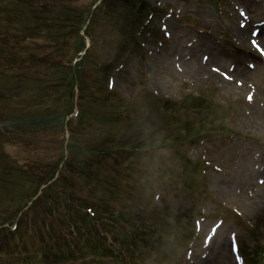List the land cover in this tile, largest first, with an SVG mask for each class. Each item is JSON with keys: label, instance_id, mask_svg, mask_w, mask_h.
<instances>
[{"label": "rangeland", "instance_id": "rangeland-1", "mask_svg": "<svg viewBox=\"0 0 264 264\" xmlns=\"http://www.w3.org/2000/svg\"><path fill=\"white\" fill-rule=\"evenodd\" d=\"M90 1L74 0L77 3L76 8L80 10H87L90 7L87 3ZM110 1V19L107 25L102 23L103 20L98 14L95 16V23L92 20L91 27L95 37V49H92L93 56L86 61L87 73L81 76L84 80L83 84L88 90L87 94L102 99L104 103L94 106L92 102L84 101L82 118L77 129L74 130L71 142L77 147H82L87 144L99 146L105 143V139L116 140L117 143L115 145H107L105 147L110 163L116 169V171L112 170L109 178L112 189L115 188L116 191V198H109L110 205H112L115 213L117 211L124 212L126 206H143L147 211H142V214L157 224H170L177 215L181 214L183 223L188 225L189 223L185 216L196 204V195L204 194L203 179H200L196 174H192L193 171L186 170L184 165L182 167L181 160H178L174 153L170 151L167 154L158 153L159 159L156 157L151 158L156 154L155 152L150 155L148 153L124 152L134 142V139L124 138V136L130 135L131 126L138 121L142 125H149L152 119V131L145 133V135L150 136L158 132L164 126L165 121L160 120L164 112L156 109L166 100L165 96L172 98L171 101L175 103L187 100L189 107L196 101L192 97L196 92L201 95L203 93V97L208 102H212L217 106H220L219 103H222L224 97L241 101V90L234 85L228 86L218 75L211 72L210 67L214 66L225 72L229 65H234L235 59L224 52L226 40L221 42L220 36L248 41L253 27L248 26L245 30L239 29L240 19L236 8L242 6L247 13L251 14L247 7L252 6L254 10V13L251 14L253 25L264 20V0L260 2L255 0H204L200 3H191L184 9L183 17L180 18V20L182 19L181 22L178 23L175 20L168 24L172 41L168 42L162 38V47H157L155 44L149 46L146 57L136 43V23L132 24L135 14L129 9L113 8L115 6L113 5L114 0ZM130 1L133 4L135 2V0ZM164 1L169 3L171 0ZM173 2L175 1L171 3ZM84 4L87 5L85 6ZM93 4L91 5V10L96 6V4ZM179 6L180 2H175L173 7L177 8ZM86 21L87 17H84L81 23L85 24ZM243 31H246L247 34L240 35V32ZM20 37V35H17L14 39H19ZM74 38L76 40V34ZM73 47L75 48V44ZM158 48L160 49L158 50ZM75 49L79 50V46ZM185 56L187 60H189V57L191 58V61L188 62L191 66L190 69L181 68V60ZM203 56L208 57L206 62L202 61ZM8 57L7 55L6 58ZM66 58L71 60V53L68 52ZM244 59L247 60L248 57L244 56ZM237 65L244 67V64L240 61H237ZM177 66L182 71H179ZM112 69L115 71V87L110 94L105 95L103 93L105 92V83L103 84L102 80L106 79ZM198 74L199 76H197ZM248 78L256 84L262 85L264 83V73L259 68ZM148 87H150V90ZM153 93L161 94V96L157 99ZM46 104L44 102V105ZM36 105L33 106L35 113L27 111L26 114L36 116L38 114ZM124 106L126 113L122 110ZM142 107L152 110V119L143 118ZM26 108H31V105H26ZM139 109L141 116L137 115L140 112ZM120 111L124 114L126 120L115 124L107 122L108 119L116 116L114 113ZM62 112L63 110L61 109L58 111L57 118L53 120V128L61 125V117L65 116ZM172 112L169 115L178 117L179 123L186 129H188L189 123L196 120L179 107L173 106ZM231 114L232 112H228L224 106V108L219 110L215 118L223 117L224 122L228 124ZM234 114L236 122L234 125L235 132L241 135L242 138H240L241 140H236L233 147L227 146L224 148L220 160H230L232 165L226 164V177L212 174L207 181L214 190L213 195L218 201L226 203L228 206L245 214L249 213L255 218L256 230L252 231L247 228L234 216L226 217V210L217 207V212L226 217V222L218 230L216 238L212 241L207 259L202 260L205 264H234L229 251V235L230 233H235L236 230L241 240L247 234L250 236L252 232H256L257 236L255 235V239H259L261 243L259 246L264 245V204H256L254 201L250 202L251 199L248 197V191H250V187H254L255 180L259 174L256 168L264 166V158L262 161L257 159V150L243 140L244 136L258 139L257 137L261 136L262 133L252 131L247 126L241 109L236 110ZM32 120L39 119L36 117ZM25 121L30 120L22 118L20 123ZM35 123L27 122V127L16 128L13 135H9L3 130L0 135L8 137L5 143L14 144V147L11 148V154L17 159L15 163L18 165L29 163V165L34 167L47 165L49 168H46L45 171H49L50 165L59 159V146L62 142L58 141L60 139L58 135L61 134V130L57 132L58 135L56 133H44L42 135L43 142H36L33 134L36 131ZM126 125L127 129L125 128ZM42 127L45 126L43 125ZM165 132L170 133V129ZM0 141L3 143V140ZM73 152L76 156V168L67 175L66 179H61L58 183L64 190H71L72 199L78 201L81 197H87L86 191L90 186L89 180L83 173L86 171V174H91L92 170L83 164L81 160L93 162H96V160L88 158L84 153H82L84 156H80L78 150H73ZM185 153L184 148L182 157ZM7 157H10L9 153ZM128 159H133V163L129 164L127 162ZM161 159L163 165H158ZM197 161H199V157ZM190 167L189 165V170ZM47 171L42 172L43 174L41 175L46 180L49 179ZM94 177H96L97 182L101 180V175H94ZM162 180L169 181L167 182L168 195L174 196L157 206L152 201V191ZM32 184L27 183L26 187L30 189L33 187ZM92 187H97V185H92ZM18 188H20V185ZM23 190L26 191V188ZM98 192L101 193V191ZM97 196L103 199L105 194L102 193ZM45 200L47 201L48 199ZM172 200L176 202V207L171 205ZM103 201L101 200L102 205ZM215 204L206 203L201 209L208 215V219L202 223L204 230L214 224L212 214L213 210L216 209ZM103 207L109 210L105 204ZM19 209L21 207L17 210L13 207L10 210V219H14L17 216ZM6 211L7 208L1 204L0 222L6 221L4 223L5 226L2 227L8 228L9 219L8 213H5ZM260 213H262L261 216ZM131 214L134 215L133 212ZM195 214L197 213L195 212ZM37 215L38 212L36 211L28 214L22 224H27V221L33 220V217H35L34 225L37 224ZM66 221H69V217ZM259 222L261 223L260 226H258ZM63 228L54 225L52 231L60 237ZM167 228L169 229V227ZM22 230L24 232L10 235L6 239L4 235H0V264H39L56 260H72L71 256L78 255L76 250L63 245L54 233L48 236L50 238L48 241L45 240L42 236L45 233V228L42 229L41 235L38 234L39 228L35 229L34 227L32 230H28L27 227L22 226ZM83 238L93 240L85 234L81 236V240ZM247 243L252 245L249 240ZM219 245L222 246L220 253L216 249ZM162 250L168 253L170 247L165 244L162 246ZM200 250L204 251L203 249ZM80 251L86 252L85 250ZM215 252L218 255L215 256ZM57 256H62L63 258L60 259ZM77 258L83 260L85 256H77ZM146 264H149V261Z\"/></svg>", "mask_w": 264, "mask_h": 264}, {"label": "snow or ice", "instance_id": "snow-or-ice-1", "mask_svg": "<svg viewBox=\"0 0 264 264\" xmlns=\"http://www.w3.org/2000/svg\"><path fill=\"white\" fill-rule=\"evenodd\" d=\"M241 27H243V25H241ZM258 36V33H256V32H253L252 33V37H253V39L251 40V43H252V46L254 47V48H256L258 51H260L261 52V54H264V49H262L261 48V43L257 40V39H255V37H257ZM214 72L215 71H219V69H217V68H213L212 69ZM232 78L229 76V75H225L224 76V80H231ZM236 87H241V84H240V82H237L236 83ZM248 101L249 102H251V100H252V96L251 95H249L248 96Z\"/></svg>", "mask_w": 264, "mask_h": 264}, {"label": "bare ground", "instance_id": "bare-ground-1", "mask_svg": "<svg viewBox=\"0 0 264 264\" xmlns=\"http://www.w3.org/2000/svg\"><path fill=\"white\" fill-rule=\"evenodd\" d=\"M262 196H264V195H262Z\"/></svg>", "mask_w": 264, "mask_h": 264}]
</instances>
